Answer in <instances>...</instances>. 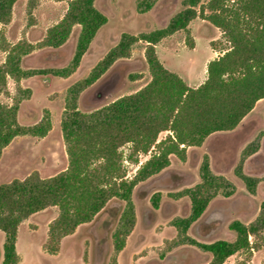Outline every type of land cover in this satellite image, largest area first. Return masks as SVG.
Returning <instances> with one entry per match:
<instances>
[{"label": "trees", "instance_id": "1", "mask_svg": "<svg viewBox=\"0 0 264 264\" xmlns=\"http://www.w3.org/2000/svg\"><path fill=\"white\" fill-rule=\"evenodd\" d=\"M15 1L0 0V25L9 21ZM94 1L69 0L62 18L46 30L37 45L19 40L5 46V59L0 64V95L6 89L7 77L18 81L41 73L58 77L73 73L98 29L106 22V16L95 7ZM156 1L139 0L136 9L144 13ZM181 4L182 8L163 27L138 35L122 33L87 75L67 88L60 117L67 154V165L62 171L49 177L41 178L34 173L23 180L0 183V230L3 232L0 264L17 263V228L30 214L51 205L58 208V215L47 229V240L53 244L49 251L53 253L62 237L73 233L78 225L91 221L111 198H117L124 202V208L112 234L111 264H116V254L123 248L125 236L134 223L132 191L135 185L167 167L170 155L185 160L187 147L200 146L215 132L233 130L254 104L264 98V0H207L204 3L182 0ZM197 16L218 28L228 45L206 63L205 79L197 86H189L160 62L154 46L162 38L184 30L186 45L192 48L194 41L188 24ZM74 25L79 30L72 56L65 66L21 67L22 57L36 47L62 45ZM138 41L145 43L149 81L135 92L121 95L95 109L79 110L77 98L81 91L101 77L116 59L127 57ZM212 45L213 40L210 46L214 48ZM17 103L15 99L11 105L0 102V156L14 137H43L51 128L47 110L37 122L21 125L17 121ZM160 132H165V136L158 140ZM125 144L129 145L128 158L135 164L139 163L138 154L149 152L130 177L123 166L120 150ZM256 148H251L250 152ZM198 170V182L171 194L173 198L186 196L190 203L189 213L174 217L171 224L181 243L211 255L205 264H222L230 255L249 252L253 247L249 237L264 229V200L250 223L238 219L228 223V229L234 233L232 240L198 241L187 234L188 228L214 197H228L235 191L230 180L211 170L207 154H203ZM234 173L253 193L257 178L245 174L240 164ZM159 196L155 193L150 197L154 208ZM247 261L241 259L233 264H247Z\"/></svg>", "mask_w": 264, "mask_h": 264}, {"label": "rangeland", "instance_id": "2", "mask_svg": "<svg viewBox=\"0 0 264 264\" xmlns=\"http://www.w3.org/2000/svg\"><path fill=\"white\" fill-rule=\"evenodd\" d=\"M69 0H16L10 19L0 25V64L6 55L5 46L26 40L37 45L46 30L64 15ZM139 0H95V7L106 16L102 25L83 54L78 67L67 77L50 73L35 74L18 81L6 79V89L0 102L17 103V121L21 125L37 122L48 111L51 128L44 137L19 135L3 149L0 156V183L23 180L31 174L49 177L67 165L65 143L60 130V117L67 88L83 78L92 66L113 47L122 33L138 35L163 27L169 18L182 8V0H157L150 10L139 13ZM207 0H202L206 2ZM79 27L74 25L67 40L57 48L36 47L21 60L23 69H48L63 67L70 60ZM194 46L186 45V31L179 30L162 38L154 46L160 62L177 73L187 85L197 86L206 77V62L213 47L220 53L228 45L221 31L209 21L195 17L188 24ZM145 43L136 42L127 57L116 59L93 84L86 87L77 98L81 111H90L113 99L130 94L144 86L150 79L144 56ZM218 54V53H217ZM28 90V93L25 91ZM160 132L157 139H162ZM257 146L254 152L250 149ZM123 166L128 177L147 154H138V164L129 158V145L120 147ZM203 154L215 174L230 180L235 191L228 197L217 195L207 205L203 214L187 230L198 241L215 239L232 240L234 233L228 223L238 219L245 224L254 220L264 200V98L259 99L241 122L230 131L209 135L200 146L186 148L185 160L169 156V165L159 173L135 185L132 191L134 223L125 236L123 248L116 254V264H205L211 255L193 245L180 242L178 232L171 224L177 216L189 213L186 196L173 198L171 194L199 181V164ZM257 178L253 193L235 175L236 166ZM159 193L154 208L150 197ZM124 202L111 198L91 221L78 225L73 233L58 241L57 249L47 240L49 223L58 215L56 206L30 214L17 228L15 248L16 264H111L114 255L112 234L118 227ZM249 252H236L222 264H233L247 259V264H264V229L250 236ZM3 232L0 230V261L2 259Z\"/></svg>", "mask_w": 264, "mask_h": 264}, {"label": "crops", "instance_id": "3", "mask_svg": "<svg viewBox=\"0 0 264 264\" xmlns=\"http://www.w3.org/2000/svg\"><path fill=\"white\" fill-rule=\"evenodd\" d=\"M218 29V28H217ZM212 48V47H211ZM218 53V54H217ZM221 53L217 50V49H214V48H212V53H211V57H210V59H213V58H215V57H217L218 55H220ZM209 59V60H210ZM208 60V61H209ZM207 61V62H208ZM206 62V63H207ZM44 137V136H43ZM189 147H193V146H189ZM188 148V147H187ZM4 149V148H3ZM3 151V150H2Z\"/></svg>", "mask_w": 264, "mask_h": 264}]
</instances>
